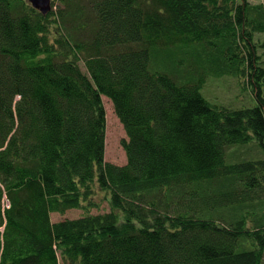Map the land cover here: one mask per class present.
Masks as SVG:
<instances>
[{
    "label": "trees",
    "instance_id": "trees-1",
    "mask_svg": "<svg viewBox=\"0 0 264 264\" xmlns=\"http://www.w3.org/2000/svg\"><path fill=\"white\" fill-rule=\"evenodd\" d=\"M57 1L0 0V264H264V3Z\"/></svg>",
    "mask_w": 264,
    "mask_h": 264
},
{
    "label": "rangeland",
    "instance_id": "rangeland-1",
    "mask_svg": "<svg viewBox=\"0 0 264 264\" xmlns=\"http://www.w3.org/2000/svg\"><path fill=\"white\" fill-rule=\"evenodd\" d=\"M79 3L84 9L88 10V0H75ZM252 3H264V0H249ZM53 2V3H52ZM59 3L57 0H51V9L58 11ZM62 4L59 8H62ZM50 9V10H51ZM262 43L264 44V38H262ZM263 56H264V47H263ZM235 79H218V77H210L206 88L203 89V94L206 95L205 98L214 104L220 105H232V107H239L240 104H227L222 100L226 95H232L237 93ZM238 97H235L233 101H238L240 98H246L245 95H241L243 92L239 88ZM231 97V96H230ZM103 105L105 109V148H104V159L105 161L112 162L118 165H122L125 162V153L121 145V141L125 139V133L122 124L114 113L111 102L106 97H102ZM106 203L103 202L99 208L92 209L90 213H96L98 210H103ZM81 215L80 210H70L66 214H52L51 218L53 221L59 219L75 218ZM63 264V262H60Z\"/></svg>",
    "mask_w": 264,
    "mask_h": 264
},
{
    "label": "water",
    "instance_id": "water-1",
    "mask_svg": "<svg viewBox=\"0 0 264 264\" xmlns=\"http://www.w3.org/2000/svg\"><path fill=\"white\" fill-rule=\"evenodd\" d=\"M41 14H47L51 9V0H27Z\"/></svg>",
    "mask_w": 264,
    "mask_h": 264
}]
</instances>
